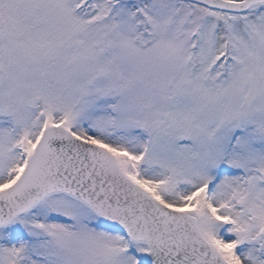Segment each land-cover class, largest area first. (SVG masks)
Returning a JSON list of instances; mask_svg holds the SVG:
<instances>
[{
  "label": "snow or ice",
  "instance_id": "obj_1",
  "mask_svg": "<svg viewBox=\"0 0 264 264\" xmlns=\"http://www.w3.org/2000/svg\"><path fill=\"white\" fill-rule=\"evenodd\" d=\"M0 264H264V0H0Z\"/></svg>",
  "mask_w": 264,
  "mask_h": 264
}]
</instances>
